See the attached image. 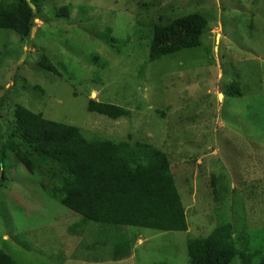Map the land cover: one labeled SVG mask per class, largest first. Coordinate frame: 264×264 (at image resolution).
<instances>
[{"label":"rangeland","instance_id":"obj_1","mask_svg":"<svg viewBox=\"0 0 264 264\" xmlns=\"http://www.w3.org/2000/svg\"><path fill=\"white\" fill-rule=\"evenodd\" d=\"M38 3L42 14L29 39L0 30V248L17 264H190L189 238L232 224L237 250L260 264L264 0ZM64 8L69 15L59 17ZM193 13L209 21L201 46L148 63L154 26ZM43 57L57 75L39 66ZM90 100L122 107L129 116L113 121L90 113ZM18 105L77 127L88 139L131 138L165 153L188 231L108 229L122 244L120 261L112 259V241L93 248L102 228L82 224L16 162L11 137ZM234 264L245 262L237 256Z\"/></svg>","mask_w":264,"mask_h":264},{"label":"trees","instance_id":"obj_2","mask_svg":"<svg viewBox=\"0 0 264 264\" xmlns=\"http://www.w3.org/2000/svg\"><path fill=\"white\" fill-rule=\"evenodd\" d=\"M68 12L64 8L57 14L66 17ZM41 14L38 0H17L9 4L0 0V30L26 41ZM208 22L205 16L193 13L168 24L155 25L148 63L200 47ZM106 37L111 46L116 47L117 40ZM38 63L44 70L58 74L45 57ZM94 63L106 67L100 60L94 59ZM232 90L240 96L237 83H233ZM88 111L113 121L129 116L122 107L96 100L88 102ZM14 120L16 130L11 144L16 150V162L37 178L42 190L82 224L102 228L104 233L95 236L93 248L100 244L106 248L112 241L113 261L122 260L124 254L122 244L117 243V237L107 233L108 229L188 231L185 208L165 153L143 142L132 143L131 138L128 142L88 139L79 128L47 120L42 114H35L21 105L15 109ZM47 168L49 174L55 173V179L49 174L45 176ZM237 249L232 224L217 227L205 238L187 241L190 264H234L237 256L245 264H252L251 256ZM0 264L17 262L0 248ZM260 264H264V258Z\"/></svg>","mask_w":264,"mask_h":264},{"label":"water","instance_id":"obj_3","mask_svg":"<svg viewBox=\"0 0 264 264\" xmlns=\"http://www.w3.org/2000/svg\"><path fill=\"white\" fill-rule=\"evenodd\" d=\"M33 7V6H32Z\"/></svg>","mask_w":264,"mask_h":264}]
</instances>
